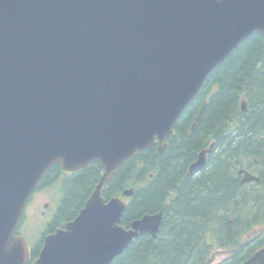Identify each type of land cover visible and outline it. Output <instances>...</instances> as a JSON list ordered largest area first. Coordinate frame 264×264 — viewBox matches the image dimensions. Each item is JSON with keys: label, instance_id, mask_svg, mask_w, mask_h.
I'll list each match as a JSON object with an SVG mask.
<instances>
[{"label": "water", "instance_id": "1", "mask_svg": "<svg viewBox=\"0 0 264 264\" xmlns=\"http://www.w3.org/2000/svg\"><path fill=\"white\" fill-rule=\"evenodd\" d=\"M254 33L264 36V0H0V264H110L134 239L156 238L161 211L125 227L133 188L103 190L136 153L165 151L208 76ZM92 162L102 173L83 207L31 259L17 228L39 182L54 165ZM238 264H264V246Z\"/></svg>", "mask_w": 264, "mask_h": 264}, {"label": "trees", "instance_id": "2", "mask_svg": "<svg viewBox=\"0 0 264 264\" xmlns=\"http://www.w3.org/2000/svg\"><path fill=\"white\" fill-rule=\"evenodd\" d=\"M210 143L206 166L188 175L189 163ZM242 167L259 181L241 182ZM101 173L97 162L73 173L54 165L45 173L36 190L59 181L61 197L31 245V259L45 234L77 215ZM129 187L133 194L126 198L121 224L128 227L158 211L162 222L156 238L134 239L110 264H214V248L228 251L215 264H238L264 246V36L254 33L232 51L176 122L165 151L160 154L154 145L136 153L116 171L103 196L109 199ZM256 226L261 229L245 238Z\"/></svg>", "mask_w": 264, "mask_h": 264}, {"label": "rangeland", "instance_id": "3", "mask_svg": "<svg viewBox=\"0 0 264 264\" xmlns=\"http://www.w3.org/2000/svg\"><path fill=\"white\" fill-rule=\"evenodd\" d=\"M60 197L59 181L50 186L35 190L30 197L29 203L25 208V213L18 225V232L26 237L30 246L45 230V223L51 217ZM260 229V226H256L245 238L255 235ZM227 255L228 251L225 248H214L210 255V260L214 264L219 263Z\"/></svg>", "mask_w": 264, "mask_h": 264}, {"label": "bare ground", "instance_id": "4", "mask_svg": "<svg viewBox=\"0 0 264 264\" xmlns=\"http://www.w3.org/2000/svg\"><path fill=\"white\" fill-rule=\"evenodd\" d=\"M252 173H254V172H252ZM54 174V173H53ZM195 174V173H194ZM159 212V211H158Z\"/></svg>", "mask_w": 264, "mask_h": 264}, {"label": "flooded vegetation", "instance_id": "5", "mask_svg": "<svg viewBox=\"0 0 264 264\" xmlns=\"http://www.w3.org/2000/svg\"><path fill=\"white\" fill-rule=\"evenodd\" d=\"M246 110V109H245Z\"/></svg>", "mask_w": 264, "mask_h": 264}]
</instances>
